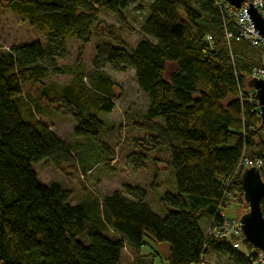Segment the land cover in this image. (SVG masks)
<instances>
[{
	"label": "trees",
	"instance_id": "16d2710c",
	"mask_svg": "<svg viewBox=\"0 0 264 264\" xmlns=\"http://www.w3.org/2000/svg\"><path fill=\"white\" fill-rule=\"evenodd\" d=\"M135 1L0 3L3 12L39 32L0 49V264H120L127 246L140 251L150 242L169 245L170 264H208L213 254L228 264L257 259L254 244L242 239L238 249V237L217 236L209 228L233 219L224 211L231 197L244 196L241 162H264V122L248 85L261 50L241 37L217 0H148L143 36L129 48L114 25L102 30L101 14L115 13L124 26ZM104 35L115 42L99 40L92 69L80 59L58 63L68 39L85 45ZM169 63L175 68L168 73ZM107 64L119 71L134 68L149 99L135 126L148 134L149 149L169 151L174 191H164L159 209L146 186L132 183L73 203L63 182L43 183L34 167L44 160L58 168L76 162L72 145L37 117L41 98L71 116L76 135L99 139L102 114L116 107V81ZM61 73L71 80H48ZM29 83L43 85L39 97L25 90ZM143 154H133L136 168L144 165Z\"/></svg>",
	"mask_w": 264,
	"mask_h": 264
},
{
	"label": "rangeland",
	"instance_id": "374dc122",
	"mask_svg": "<svg viewBox=\"0 0 264 264\" xmlns=\"http://www.w3.org/2000/svg\"><path fill=\"white\" fill-rule=\"evenodd\" d=\"M8 0H0L4 4ZM148 0H136L130 5L127 11L126 25L118 20L115 13L102 11V30H108L114 25V29L119 34L129 48L136 46V43L143 36L140 33L142 19L145 16V6ZM39 37V32L30 22L24 20L12 12L1 10L0 8V49L6 50L12 44L32 40ZM115 42L108 35L93 38L90 43L83 45L75 38L66 42L67 54L58 63L72 64L77 60H83L88 69H92L93 60L96 56V44L99 40ZM81 51V52H80ZM112 77L116 81V107L112 112L102 114L105 121V129L96 141L93 138H85L74 133L75 122L71 116L58 108L57 102H50L47 98H41V112L37 117L46 121L52 129L59 134L63 140L72 145L76 155L75 163H65L63 167L42 161L34 164L39 178L43 183L51 181H61L69 188L71 201L78 203L88 198L100 197L110 194L116 189L124 187V184H138L149 189L151 205L159 209L160 198L166 189L174 191L171 181L169 165V151L149 149L147 144L148 134L146 131L135 126V122L142 120L149 99L138 86L135 70L132 67L126 71L114 70L109 64L105 65ZM175 68V64L169 63L168 73ZM72 75L61 73L54 75L50 79L57 82H69ZM47 80V81H48ZM40 85H25V90L31 92L33 98L40 95ZM33 106V104H32ZM93 140V141H92ZM144 145L148 149L142 147ZM142 151L145 155L144 165L136 168L132 163L135 152ZM255 160H260L256 157ZM264 166V162H262ZM157 173V175H156ZM153 182H156L158 190L153 189ZM158 197V198H157ZM229 206L224 213L235 220L249 211V204L244 196L240 199L231 197ZM156 209V210H157ZM167 250L160 248L159 243L151 242L145 244L140 251L131 249L129 246L124 249L121 264H170L167 259ZM159 252L155 257L152 255ZM139 255V256H138ZM209 258L208 264H228V259H224L213 254Z\"/></svg>",
	"mask_w": 264,
	"mask_h": 264
},
{
	"label": "water",
	"instance_id": "95a60500",
	"mask_svg": "<svg viewBox=\"0 0 264 264\" xmlns=\"http://www.w3.org/2000/svg\"><path fill=\"white\" fill-rule=\"evenodd\" d=\"M228 1L235 7L241 8L242 2L245 0ZM248 7L247 11L255 28L259 29V34L264 37V17L262 13L251 2ZM248 82L249 87L256 93L264 122V78L253 77ZM244 169L241 180L244 199L249 204V211L241 216L239 223H241V229L246 240L264 252V211L262 210L264 178L262 176V169L256 166H249Z\"/></svg>",
	"mask_w": 264,
	"mask_h": 264
},
{
	"label": "built area",
	"instance_id": "2783aa9c",
	"mask_svg": "<svg viewBox=\"0 0 264 264\" xmlns=\"http://www.w3.org/2000/svg\"><path fill=\"white\" fill-rule=\"evenodd\" d=\"M250 2L259 9V11L262 13V16L264 17V0H245L242 2L241 8L235 7L228 0H217V6L218 8H223L224 10H226L228 16L235 19L237 25L239 26L241 37H244L245 39L250 41L253 47L256 46L258 49L261 50V63L253 68L252 78H264V37L259 34V29L255 28L254 23L251 17L249 16V12L247 10L249 8L248 6ZM229 36H231V34ZM255 98L258 103L256 93ZM262 162L263 160L261 158L260 160L245 158L241 163L244 165L245 168L249 166H256L260 168L262 166ZM213 229L209 228V232L213 231L217 236L226 235L227 237L229 236L231 238L234 235L235 237H238L240 240L234 241L233 245H235V247L238 249H242L243 244H241V240L246 238L242 232L241 223H239L238 220L227 219L223 227H220V229H217L215 227ZM255 248L257 247L255 246ZM257 249L258 256L257 259L254 260V264H264V252L259 248Z\"/></svg>",
	"mask_w": 264,
	"mask_h": 264
},
{
	"label": "crops",
	"instance_id": "0c3cea01",
	"mask_svg": "<svg viewBox=\"0 0 264 264\" xmlns=\"http://www.w3.org/2000/svg\"><path fill=\"white\" fill-rule=\"evenodd\" d=\"M151 243V242H150ZM128 247V246H127ZM130 247V246H129ZM159 247L160 248H163V249H165V250H167L166 251V253H167V255H168V252H169V245L166 243V244H159ZM131 248V247H130ZM131 249H133V248H131ZM137 250V249H136ZM139 256V255H138ZM122 261V260H121ZM122 263V262H121ZM120 263V264H121Z\"/></svg>",
	"mask_w": 264,
	"mask_h": 264
}]
</instances>
